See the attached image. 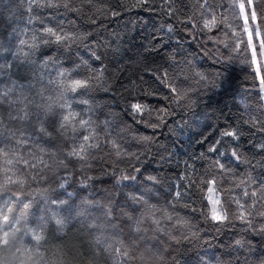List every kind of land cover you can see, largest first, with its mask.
I'll return each instance as SVG.
<instances>
[{
	"label": "snow or ice",
	"instance_id": "snow-or-ice-1",
	"mask_svg": "<svg viewBox=\"0 0 264 264\" xmlns=\"http://www.w3.org/2000/svg\"><path fill=\"white\" fill-rule=\"evenodd\" d=\"M134 7H159L166 19L141 45L160 60L145 73L151 83L141 75L121 105L123 57L93 29ZM236 62L251 77L255 107L242 100L240 115L233 103L229 117L214 97L227 92ZM181 113L203 118L192 137L208 148L151 153L157 131ZM180 154L176 180L161 176ZM237 228L241 238L215 264H264V0L0 7V264H178L180 249Z\"/></svg>",
	"mask_w": 264,
	"mask_h": 264
},
{
	"label": "trees",
	"instance_id": "trees-1",
	"mask_svg": "<svg viewBox=\"0 0 264 264\" xmlns=\"http://www.w3.org/2000/svg\"><path fill=\"white\" fill-rule=\"evenodd\" d=\"M97 7H107L110 4H115L116 0H93ZM125 3H135V0H123ZM150 3L160 5L161 0H149ZM188 3L189 0H184ZM223 3H228L229 0H222ZM8 0H0V7L7 4ZM74 3L79 4L80 0H74ZM94 9H88L86 11H93ZM166 17L162 16L159 7L149 10L148 8L134 7L131 10L124 8L120 10L118 16L112 17L109 13V18L104 21L106 30L101 31L100 29H93L97 34L96 38L107 42H112L113 51H118V55L123 57L122 64L126 67L125 76L120 77V85H115L117 92V100L123 105V97L128 95L126 89L132 88L133 83L136 85L134 92H138L141 86L139 77L143 75L144 80L149 84L151 79L145 73L147 70L154 65H158L160 60L154 54L148 56L141 45H146L152 34L157 31V28L163 23ZM177 37L173 36L169 43L174 46ZM164 40L168 41V37L164 36ZM184 47H188L185 43ZM196 49V45L193 44V49ZM243 65L240 62L229 67L228 81L225 84L227 92L222 95L214 97V107L218 104L224 111V116L231 117L232 113L229 109L233 103L241 109L240 115H244L243 108L244 104L242 100L247 101L255 107V99L246 95L247 90L251 88V77L246 71H242ZM115 83V81H113ZM146 86V85H145ZM233 97L235 99H233ZM103 98V97H101ZM227 105V107H225ZM217 115H220L217 112ZM224 116L220 117L218 123L223 126ZM247 119V116H245ZM216 123V121H213ZM204 120L202 117L194 116L190 114L181 113L179 115H173L169 118L166 127H163L157 131L158 140L156 145L153 146L151 153L156 151V147L167 148L168 152H162V155L167 156L170 152H175L177 148L182 147L186 149L189 154L199 153L205 151L208 148V143L198 144L196 141L199 137H192V134L200 131ZM178 126V127H177ZM170 129H174L170 133ZM150 131V130H149ZM218 135V133H215ZM247 135V132H245ZM211 139V137H209ZM247 143V141H245ZM176 147H173V145ZM150 153V155H151ZM262 157H257L259 160ZM180 160L179 167L176 166V160ZM187 159L186 156L180 154L178 157L173 156L171 168L168 163H164L160 175L164 176L167 174L171 181L176 180V173L183 169V161ZM152 168H160L155 161H146ZM191 163V161H189ZM199 166V165H198ZM258 167V166H257ZM174 169L175 171H172ZM104 187V185H100ZM233 231L240 233V229H229L227 234L221 233L215 236V239L208 238V243H201L200 245L188 249H180V254L177 256L178 264H195L197 259L206 261L207 264H215L216 258H221V253L227 251L226 245H230L235 239H240L241 235L232 236ZM74 241L69 237L66 241V247L64 248L65 259L69 262L74 261L77 250L73 247ZM254 247H257L259 251V240H251ZM227 259V257H223ZM100 264H106L103 257L100 259Z\"/></svg>",
	"mask_w": 264,
	"mask_h": 264
}]
</instances>
